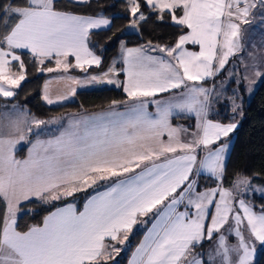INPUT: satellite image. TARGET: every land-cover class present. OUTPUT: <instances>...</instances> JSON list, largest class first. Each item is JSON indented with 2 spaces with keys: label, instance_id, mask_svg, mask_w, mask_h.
Wrapping results in <instances>:
<instances>
[{
  "label": "snow or ice",
  "instance_id": "obj_1",
  "mask_svg": "<svg viewBox=\"0 0 264 264\" xmlns=\"http://www.w3.org/2000/svg\"><path fill=\"white\" fill-rule=\"evenodd\" d=\"M91 3L0 0V97L16 96L26 79L22 52L35 59L37 71L58 73L43 86V100L50 105L74 96L77 85L121 84L108 78L115 61L99 76L82 80L68 74L102 62L93 36L112 20L102 11L73 10ZM127 3L130 28L147 23L150 15L166 22L167 15L182 30L172 44L127 47L121 42L128 101L113 100L107 112L71 119L50 139L39 138L42 126L57 120L39 119L15 104L0 112V264H112L121 252L116 245L124 246L133 227L146 224L143 218L150 214L151 227L128 264H253L256 242L264 245V207L257 212L238 198L251 178L238 175L232 188L223 186L230 134L238 123L211 118L215 85L205 86L243 51L241 25L250 23L258 6L264 10V0ZM189 44L199 51H190ZM46 61L55 67L45 66ZM53 84L67 91L56 92ZM121 104L129 105L126 111L115 110ZM238 107L233 101L232 112ZM180 115L193 116L195 124L174 125ZM33 134L36 139L29 140ZM22 143L31 146L26 157L18 158ZM204 173L216 186L198 191ZM102 181L109 186L88 196L82 210L75 203L55 207L54 202L95 190ZM33 198L54 210L41 223L22 227L21 204ZM214 236L215 253L206 261L195 249Z\"/></svg>",
  "mask_w": 264,
  "mask_h": 264
},
{
  "label": "trees",
  "instance_id": "obj_2",
  "mask_svg": "<svg viewBox=\"0 0 264 264\" xmlns=\"http://www.w3.org/2000/svg\"><path fill=\"white\" fill-rule=\"evenodd\" d=\"M127 9V0H92L91 6L84 5L78 9H73L86 15H94L102 11L106 17L112 20V24L108 29L96 30L94 32L93 39L98 44V47L94 51L101 56L102 62L99 67L94 65L88 68V71L101 72L106 70L111 65L113 58L119 53L121 42H124L126 46H140L149 41L154 44H172L175 42L176 37L181 34L182 30L173 26L167 15L166 22H158L154 16L150 15L143 8L142 10L145 11V14L150 15L148 22L141 23L136 31H131L128 29L131 17ZM183 31H186V29ZM21 55L25 61L27 78L21 83L20 88L16 89V96L0 97V109L5 101H17L27 105L34 115L38 117H49L70 111L83 110L91 112L99 110L111 105L113 100L122 101L127 97L122 87L124 73L120 70L119 78L121 84L118 87L81 90L76 92L75 98L72 101L61 105H48L41 97V88L46 74L37 71L36 61L33 57L26 52H22ZM52 63L46 61L45 65ZM230 88L231 86L228 85L225 92L228 93ZM225 105L228 106V104ZM228 110L229 115H223L220 117V120H228L231 117L230 115L234 114L232 108H228ZM243 112V118L233 135L226 176L223 181L224 186H231L238 175L251 177L255 184L264 185V77L253 97L243 106ZM183 118L189 119L185 116H179L174 117L173 121L175 122L177 119ZM24 149H26V146L21 148V150ZM204 177L206 178L207 176H200L202 181ZM209 183L215 184L216 182L210 178ZM207 186L210 185L207 184ZM261 201H264V198ZM61 202H54V205L56 206ZM23 205L27 209L18 216V224L22 227L24 225L41 223L45 213L54 208L53 205L41 204L36 199L27 201ZM3 212L4 204L0 201V218H2ZM148 224H150V219H148L146 225ZM144 229L143 225L133 233L128 248L121 249L120 255L115 257L112 264L128 263L132 251L144 233ZM207 244L208 241H205L202 246L197 248H205L202 252L205 254ZM256 264H264V248L261 249Z\"/></svg>",
  "mask_w": 264,
  "mask_h": 264
},
{
  "label": "rangeland",
  "instance_id": "obj_3",
  "mask_svg": "<svg viewBox=\"0 0 264 264\" xmlns=\"http://www.w3.org/2000/svg\"><path fill=\"white\" fill-rule=\"evenodd\" d=\"M128 29L131 31L137 30L130 27ZM241 30H242V44L244 46L243 51L238 53L236 56L231 57L229 59V63L225 66V69L222 70V72L219 75H217L218 76L217 78L219 79L217 84H219L220 87L225 88L227 85H230L231 88L228 93L223 92V95H221L220 98H218L220 95L219 86L218 88H215V92L213 93L212 104H211L212 106L214 105V103L217 102L220 103V111L218 112V115L214 113L211 116L212 119L220 120L221 119L220 117H222L223 115H229L228 108H232L233 101H235V103L239 105L237 111L234 114L230 115L231 117L228 120L225 121L220 120V121L224 123L237 122L238 125L240 124L244 115L243 106L253 97L254 93L256 92V89L258 88L264 77V10H261L259 6L255 10H253L252 15L250 17V23L246 25L242 24ZM117 60L118 57L115 56L113 58L112 65L113 62L115 61L116 63ZM45 66L51 67V64ZM14 70H15V64H14ZM257 71L261 72L262 75L257 76L256 75ZM229 73H232V75L229 76ZM95 76H99V75H95ZM108 78L115 80L116 76L114 74H110ZM104 84L111 85L108 83L95 84V88H99V87L101 88V85L104 86ZM7 102L8 101H6V103ZM225 104H228V106ZM58 118L59 119H55L57 120V123L42 126V131L48 129H55L56 126L59 127L63 120L61 121L60 117ZM45 120H50V119H45ZM234 132L230 134L231 146L233 143ZM33 135H30L29 139H31ZM203 175H206L207 177L206 178L204 177L203 181L199 177V183L201 184L202 182L204 183L205 179L209 180L210 178H212L210 175L206 173H204ZM212 179L214 180V182H216L214 178ZM209 185H210L209 187L199 185L198 191H203L205 189L213 188L216 186V183L215 184L209 183ZM224 187L232 188L233 184L231 186H224ZM260 189H264V185L255 184L251 179V185L247 188L246 191L240 194L238 198L245 199L246 202L253 205L255 207V210L259 212L261 207H264V201H261L262 198H264V192L260 191ZM88 190L79 193L77 197L81 198L86 196ZM25 210H22L21 213H23ZM245 236L246 237L248 236L247 232H245ZM228 239L231 244L237 243L236 238L234 236L229 235ZM129 242L130 240H128L124 246L120 245V248L123 250L127 249ZM215 244H216V237L214 236L213 240L208 241L207 244L208 246L204 254L206 260H207V255L209 253L212 254L215 253ZM262 248H264V245H261L259 242H256V252L253 257V264H256ZM204 249L205 248H197L195 251L197 253H201L204 251Z\"/></svg>",
  "mask_w": 264,
  "mask_h": 264
},
{
  "label": "crops",
  "instance_id": "obj_4",
  "mask_svg": "<svg viewBox=\"0 0 264 264\" xmlns=\"http://www.w3.org/2000/svg\"><path fill=\"white\" fill-rule=\"evenodd\" d=\"M192 46H194V47H192ZM127 47H138V45L127 46ZM187 47L189 48L190 51H199V46L198 45H191V44H189V45H187ZM121 55H122V53H121V48H120L119 53L116 55L118 57V60L115 63V66H114L115 67V72L113 73L116 76L115 80H118L120 82H121V80L119 78V72H120V70L122 71V69L125 68L124 63L121 60ZM69 60H70L71 63H74L75 62L74 61V58H72V57H70ZM112 66L113 65L111 63V65L109 67H112ZM51 67H55L54 61L51 64ZM108 68L106 70H104V71H101V72H91V71H88V70H87V72H85V71H80L82 69L73 68V69H70L69 70V73L68 74H70L72 76H75V77H79L80 79L83 80L87 76L101 75L102 73L107 72L108 71ZM122 72L124 73L123 82H125L126 79H127L126 73L124 71H122ZM42 73H45L46 74V77L44 79V83L47 80H52L58 74V73H47V72H42ZM217 77L218 76H216L213 79H210V80L206 81L205 82V86L206 87H212L213 85H215V88H218L219 84H217V83H218L219 79ZM123 82H122V87H123ZM44 83H43V86H44ZM43 86L41 88V97H42V99H43ZM102 86L103 85H101V88H104V87H118V85H116V84H111V85H105L104 84V86L103 87ZM52 88L56 92H66L67 91V89L65 88V86L63 84H60V85L53 84L52 85ZM227 88H228V85L225 88L219 86V91H220L219 93H220V95H219L218 98H220V96L223 95V92H225L227 90ZM91 89H98V88H95V84H85L83 86H79V85L76 86V92L81 91V90H91ZM74 98H75V95L74 96H70L69 99H67V100H63V101H60V102H57V103H54V104H51V105H61V104H64L66 102H69V101L74 100ZM122 101H128V97H126ZM130 103L131 102H129V104ZM13 104L17 105L21 110H25L26 109L29 112V114L34 115L33 113H31V111L29 110V108L27 107V105H25L23 103H19L17 101H8L7 103L5 101L2 104V107L0 109V112L11 111V105H13ZM5 105H7L8 107L6 108ZM48 105H50V104H48ZM128 106L129 105L121 104L118 107H116L115 110L116 111H119V112H124V111H126V109H127ZM212 106H213L212 108L214 109V113H218L220 111V106H219V103L218 102L217 103H214V105H212ZM109 110H110V105L107 106V107H105V108H102V109H99V110H95V111H91V112L90 111H83V110H80V111H70V112L60 113V114H57V115H54V116H49V117H38V116L35 115L37 118L43 119V120H45V119H50V120H52V119H59L58 117H60L61 121L63 120L59 127L56 126L55 129H48V130L41 131V134H40V137L39 138L40 139H50L53 136L58 135L60 131H63L65 128L68 127L69 120H71V119H79V118H82V117L91 116V115L96 114V113L107 112ZM149 111L154 112L155 111V106L154 105H149ZM180 116H183V117L185 116V117H188L189 119L183 118V119H179V120L177 119V121H175V122L172 121L174 125L183 124L185 127H191V126H193L195 124V118L193 116H188V115H180ZM176 117H179V116H176ZM35 139H36V136L33 135L32 138L29 139V140H33L34 141ZM23 146H26V149L21 150V148ZM30 146H31L30 144H26V143H22L21 145H18L17 146V157L18 158H24V157H26L27 156V149ZM201 175H203V174H201ZM205 180L206 181L204 183L203 182H202V184L199 183V185L205 186V187H209V186H207V184H209V180H207V179H205ZM107 186H109L108 182H103L102 181V182H100V187L96 188L95 190L94 189H89L88 192H87V194H86V196L88 197V196L94 194V191H103L104 188L107 187ZM78 194L79 193L74 194L73 197L67 198L65 201H62L60 204L56 205L55 207H61L65 203H75L76 206H77V208L79 210H82L83 209V204L85 203L87 197L84 196V197L79 198V197H77ZM24 203L25 202H22V204H21V209L22 210L27 209L23 205ZM53 210H54V208L50 209L47 213H45L44 216L48 215V213L50 211H53ZM180 210H183V208H181ZM20 214H21V212L19 213V215ZM143 219H145L147 221H148V219H150V224H148V225H146V224H138V225L134 226L133 227V231H132V233L129 236V240H130V238L133 235V233L136 232L139 227H142L144 225V228H145L144 229V233H143V235H142L139 243L136 245V247L140 244V242L143 240L145 234L147 233V230L151 227V224H152V222L154 220V217H152L151 214H150L149 217H144ZM145 225H146V227H145ZM116 246L118 248H120V245L119 244H117ZM135 248H134L133 251H135ZM131 256H132V253H131L130 257H129V260L131 259Z\"/></svg>",
  "mask_w": 264,
  "mask_h": 264
}]
</instances>
